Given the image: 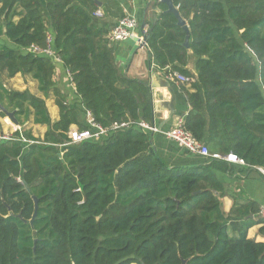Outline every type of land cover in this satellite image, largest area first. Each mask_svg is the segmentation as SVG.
Masks as SVG:
<instances>
[{
  "label": "trees",
  "instance_id": "16d2710c",
  "mask_svg": "<svg viewBox=\"0 0 264 264\" xmlns=\"http://www.w3.org/2000/svg\"><path fill=\"white\" fill-rule=\"evenodd\" d=\"M173 4L189 28V49L176 16L154 0L144 29L149 64L191 80L181 86L190 106L185 128L211 153L242 159L243 175L257 173L264 169V0ZM124 16L119 0H0V104L20 126L13 140L0 139V264H264V242L248 237L257 225L264 237L260 208L221 181L218 161L171 167L136 125L64 146L72 126L92 129L88 113L107 129L154 124L149 81L126 76L107 39ZM49 35L75 101L54 81L55 62L27 50L46 48ZM19 74L38 82L45 98L56 96L59 120L42 99L6 86ZM31 119L47 127L43 138L26 128ZM225 197L234 202L229 214Z\"/></svg>",
  "mask_w": 264,
  "mask_h": 264
},
{
  "label": "crops",
  "instance_id": "0c3cea01",
  "mask_svg": "<svg viewBox=\"0 0 264 264\" xmlns=\"http://www.w3.org/2000/svg\"><path fill=\"white\" fill-rule=\"evenodd\" d=\"M121 7L126 14L134 15L138 22L136 37L131 40L136 43L135 46L126 43L111 44L116 57V62L120 70L128 77L149 81L152 87L154 103V124L161 132L151 133L152 147L159 156L171 167H191L200 164L211 163L209 159L200 155H193L178 145L167 139L163 132L172 128L179 119H185L189 113L190 106L186 94L181 90V84L177 81L167 79L164 72L158 71L153 64H149L150 53L147 48L141 47L137 38L142 36L146 27L145 23L152 17L154 12V0H119ZM102 15L104 11L100 7ZM5 38H3L4 40ZM140 40V39H139ZM5 42H8L5 40ZM29 50V49H27ZM194 58H191L187 69L194 73ZM54 81L61 88V92L67 96L69 101H75V86L69 80L66 69L63 65L56 68ZM6 86L18 92H29L33 96L42 99L45 102L49 116L52 122L59 120L60 110L52 97L45 98L38 89V82L30 77L17 75L6 80ZM189 87V86H188ZM192 91V90H191ZM77 127V126H73ZM27 129H32L36 137L43 138L47 127L36 126L33 120L26 124ZM78 128V127H77ZM20 126L14 125L9 119L0 117V137L12 136ZM216 173L223 183H225L234 194H241L243 201H253L260 209L264 208V180L257 173H250L247 176L240 173V166L220 162L214 164ZM229 167V169H228ZM233 200L230 197L223 199V211L229 214L233 207ZM261 225L254 226L248 232L250 239L257 242H264V237L259 234Z\"/></svg>",
  "mask_w": 264,
  "mask_h": 264
},
{
  "label": "built area",
  "instance_id": "2783aa9c",
  "mask_svg": "<svg viewBox=\"0 0 264 264\" xmlns=\"http://www.w3.org/2000/svg\"><path fill=\"white\" fill-rule=\"evenodd\" d=\"M162 1V0H159ZM96 16L102 15L100 9L95 13ZM139 28V22L137 18L132 14H126L123 18H121L116 26L112 29L110 34L108 35L107 39L110 44H117V43H123L129 39H132L137 35V29ZM144 36H140L138 40L141 45L143 42ZM52 42L53 38L51 35H49L47 39L48 46L46 48H41L38 46H31L29 51L36 55H44L49 59H52L53 62H55L56 66L63 65V62L61 60V57L58 56L55 51L52 48ZM147 46V44H146ZM155 67V65H153ZM156 68V67H155ZM157 69V68H156ZM67 76L71 83L72 77L67 70ZM167 79L177 81L181 84H189L191 83V80L183 75H181L178 72H169L165 74ZM88 123L91 126L92 129L88 130H79L77 127H71L70 131L68 132L69 142L65 144L64 146L74 145V144H80L85 141L94 139L99 140L101 137L107 135V133L110 130H117V129H123L126 127H129L131 125H136L139 128L148 131L150 133H159L161 132L155 125L149 124L144 121H129V122H123L119 124L113 125L111 128L107 129L102 127L101 125L94 122L92 119V116L88 113L87 114ZM185 119H179L177 123L170 128L168 131L163 132L165 137L169 139L174 144L178 145V147L186 150L188 153L193 155H200L202 157H205L209 159L210 161H218V162H225V163H232L235 165H238L240 167H245V162L240 159L235 154H228V155H222L220 153H211L208 147L201 143L196 137L185 128ZM20 130V129H19ZM0 139L5 140H13L12 136H2ZM23 142H27L25 139H23ZM33 144V142H30ZM257 173L260 174L264 179V169L263 168H257ZM260 216L264 218V208L260 209Z\"/></svg>",
  "mask_w": 264,
  "mask_h": 264
},
{
  "label": "water",
  "instance_id": "95a60500",
  "mask_svg": "<svg viewBox=\"0 0 264 264\" xmlns=\"http://www.w3.org/2000/svg\"><path fill=\"white\" fill-rule=\"evenodd\" d=\"M162 2L167 5L168 12H171V13H173L176 16V18L178 20V24L184 28V30L186 32V40H185V44L184 45H185V47H187L189 49L190 35H189V28H188V26L186 24V21L183 20V18L181 17L178 9L174 6L173 0H162ZM99 6L102 7V4L100 2H99ZM143 36H144V31H143ZM138 40L139 39L137 38L136 41H138ZM146 44H147L146 43V38L144 36L143 42L141 43V47H145ZM0 109H1L2 112H4L6 114V117L14 125L19 126V121L15 118V113L14 112H10V111L6 110L1 104H0ZM34 201H35V212H34L32 220H31V223L36 218L37 213H38V209H39L37 198H34ZM183 264H185V262Z\"/></svg>",
  "mask_w": 264,
  "mask_h": 264
},
{
  "label": "rangeland",
  "instance_id": "374dc122",
  "mask_svg": "<svg viewBox=\"0 0 264 264\" xmlns=\"http://www.w3.org/2000/svg\"><path fill=\"white\" fill-rule=\"evenodd\" d=\"M124 43H126V44H128V45H133V46H135L136 45V43L135 42H133L131 39H129V40H127V41H125ZM51 97L53 98V100H55V102H56V96L55 95H51ZM56 104V103H55ZM6 118V117H5ZM8 119V118H7Z\"/></svg>",
  "mask_w": 264,
  "mask_h": 264
}]
</instances>
